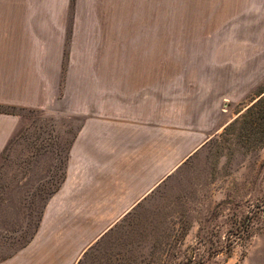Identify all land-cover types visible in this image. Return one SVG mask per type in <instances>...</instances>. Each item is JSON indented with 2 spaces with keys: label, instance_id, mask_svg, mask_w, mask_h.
Returning a JSON list of instances; mask_svg holds the SVG:
<instances>
[{
  "label": "rangeland",
  "instance_id": "obj_1",
  "mask_svg": "<svg viewBox=\"0 0 264 264\" xmlns=\"http://www.w3.org/2000/svg\"><path fill=\"white\" fill-rule=\"evenodd\" d=\"M125 8L114 41L96 48L160 52L163 118L179 101L201 117L207 86L220 116L203 145L76 264H264V0H126ZM40 120L25 111L0 160V259L35 231L79 124Z\"/></svg>",
  "mask_w": 264,
  "mask_h": 264
},
{
  "label": "crops",
  "instance_id": "obj_2",
  "mask_svg": "<svg viewBox=\"0 0 264 264\" xmlns=\"http://www.w3.org/2000/svg\"><path fill=\"white\" fill-rule=\"evenodd\" d=\"M125 7L126 0H0V160L25 111L41 122L51 114L79 122L35 231L0 264H76L215 128L220 110L208 86L201 117L179 101L174 117L163 118L160 52L96 48L114 41Z\"/></svg>",
  "mask_w": 264,
  "mask_h": 264
}]
</instances>
